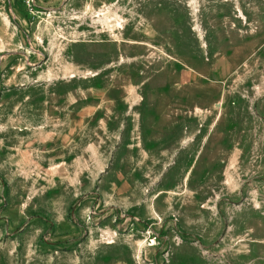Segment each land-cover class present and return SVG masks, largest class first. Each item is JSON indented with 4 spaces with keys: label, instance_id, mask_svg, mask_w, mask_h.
Here are the masks:
<instances>
[{
    "label": "rangeland",
    "instance_id": "rangeland-1",
    "mask_svg": "<svg viewBox=\"0 0 264 264\" xmlns=\"http://www.w3.org/2000/svg\"><path fill=\"white\" fill-rule=\"evenodd\" d=\"M0 264H264V0H0Z\"/></svg>",
    "mask_w": 264,
    "mask_h": 264
}]
</instances>
